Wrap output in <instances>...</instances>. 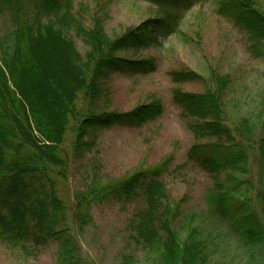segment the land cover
Listing matches in <instances>:
<instances>
[{"label": "rangeland", "instance_id": "rangeland-1", "mask_svg": "<svg viewBox=\"0 0 264 264\" xmlns=\"http://www.w3.org/2000/svg\"><path fill=\"white\" fill-rule=\"evenodd\" d=\"M20 1L33 14L41 0ZM238 1L71 0L72 60L103 90L94 100L80 92L77 111L149 108L133 121L83 125L80 147L83 116L70 118L64 168L48 165V180L35 184L41 204L15 215L14 198L0 197V264H160L135 228L149 207L187 264H264V34L238 19ZM253 2L264 15V0ZM147 24L146 43L112 47L124 66L96 78L88 55L97 27L113 42ZM12 25L0 12V33ZM206 94L213 101L200 108L190 98ZM152 180L162 192L150 193Z\"/></svg>", "mask_w": 264, "mask_h": 264}, {"label": "trees", "instance_id": "trees-1", "mask_svg": "<svg viewBox=\"0 0 264 264\" xmlns=\"http://www.w3.org/2000/svg\"><path fill=\"white\" fill-rule=\"evenodd\" d=\"M253 1H238V19L247 21L246 27L263 35L264 15L255 8ZM70 3L71 0L62 3L61 0H41L31 14L20 0H0V12L9 10L13 24L10 30L0 33V197L14 198L12 211L15 215L23 213V204L29 203L31 209L32 202L41 204L37 197L39 187L35 184L48 180V165L64 168L62 145L71 117L80 120L83 116L77 127L76 140L80 147L86 134L83 125L106 127L113 122L133 121L129 119L131 115L145 117L149 108L137 107L127 114L111 111L83 115L77 111L75 102L80 92L84 91L88 98L94 100L103 95V90L97 80L88 83L83 77V65L72 60V57H78L70 54L75 34L69 29L76 24V18L65 24ZM229 6L226 0L225 7ZM168 16L174 18L170 13ZM145 27L144 31L132 30L113 42L104 30L100 31V27H97L95 36L94 30L87 34L80 27L78 33L82 32L81 36L91 40L94 36L96 49L88 56L95 60L93 71L96 78L105 75L110 68L121 69L124 66L119 58L108 55L110 49L144 45L150 26L147 24ZM190 98L198 103L199 108L206 106L209 99L213 101L210 94L192 95ZM208 124L210 128L212 123ZM211 127L215 128H211L214 133L221 130L215 125ZM61 172L63 174L64 170ZM123 185L125 190V183ZM148 189L152 194L162 192L156 180L149 183ZM36 211L37 206L33 213ZM153 215L150 207L148 211L138 213L140 222L135 223L138 235H146L148 245L161 253L160 264H187L177 234L169 228L166 236L160 233V226ZM163 215L161 213L160 216ZM1 221L6 222L0 215ZM168 221V218H163L161 224H169ZM24 230L29 235L28 224L24 225Z\"/></svg>", "mask_w": 264, "mask_h": 264}]
</instances>
